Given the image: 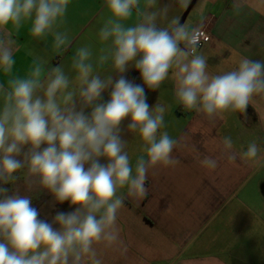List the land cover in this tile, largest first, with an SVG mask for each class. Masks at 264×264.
Instances as JSON below:
<instances>
[{"label":"clouds","instance_id":"clouds-1","mask_svg":"<svg viewBox=\"0 0 264 264\" xmlns=\"http://www.w3.org/2000/svg\"><path fill=\"white\" fill-rule=\"evenodd\" d=\"M69 3L0 0V71L8 77L6 85L0 83V182H14L19 172L28 190L46 189L56 202L76 206L72 212H57L49 223L38 218L31 197L8 195V189L0 187V264H103L100 246L121 243L117 219L124 196L118 191L126 188L129 197L144 196L150 169L179 163L172 156L178 141L160 131L170 106L147 103L144 87L122 75L130 64L151 90L159 89L171 72L176 102L209 121L246 112L255 97L264 96V60L241 57L235 69L209 73L206 57L197 51L204 25L192 27L174 17L167 27H159L157 20L167 18L169 6L157 7L158 0H144L143 7L141 0H105L109 15L98 32L103 46L95 62L91 46L76 50L70 65L74 79L62 65L46 70L49 61L40 56H34L24 77L13 75L14 51L19 49L12 30L30 21L31 36L50 34L58 53L70 44L68 32L57 30ZM179 3L186 7L189 0ZM244 7L245 0H232L235 14ZM248 7L264 14V0H252ZM134 16L136 22L129 25ZM109 63L121 74L115 82L111 75L101 79L96 71ZM109 87L110 100L100 103ZM88 107L90 114L85 113ZM126 117L131 118L127 130L143 142L134 168L128 142L121 136ZM211 143L219 157L201 156L194 149L205 169L215 170L225 157L232 164L240 159L264 167V148L256 139L238 152L231 136ZM25 145L30 146L27 151ZM21 155L23 159H17Z\"/></svg>","mask_w":264,"mask_h":264},{"label":"crops","instance_id":"crops-1","mask_svg":"<svg viewBox=\"0 0 264 264\" xmlns=\"http://www.w3.org/2000/svg\"><path fill=\"white\" fill-rule=\"evenodd\" d=\"M251 2L245 0L244 9L237 15L232 0H189L186 7L179 0H158L157 7L168 5L169 12L167 18H158L157 24L167 27L174 17H179L181 24L189 21L192 27L203 24L211 39L197 51L206 57L209 73L222 74L235 69L241 57L264 60V14L252 11L248 7ZM108 15L105 0H70L64 22L57 29L68 32L70 44L58 53L52 49L50 34L42 39L31 36L30 21L19 31L12 30L19 49L14 51L13 75L24 77L34 56H40L49 61L46 70L62 65L69 79H74L72 57L79 47L88 45L95 62L103 46L98 32ZM135 22L134 16L127 23ZM8 27L11 30V25ZM96 71L101 79L112 72L113 82L121 75L110 63ZM122 75L144 87L151 107L156 103L170 106L160 131H167L178 141L172 156L179 163L150 169L144 196L129 197L126 188L119 194L124 196L117 219L121 243L110 248L100 246L103 264H264V167L255 168L240 159L232 164L225 157L215 170H208L195 159V150L201 156L219 157L221 153L211 141L225 136H231L237 152L246 150L253 139L264 148V96L255 97L256 103L246 112L209 121L176 102L171 72L156 90L144 85L134 64ZM7 79L0 71V83L6 85ZM111 91L109 87L102 92L99 102H108ZM130 120L126 117L122 121L121 134L135 135L123 130V124ZM16 182L24 183L25 179ZM52 213L50 209L42 214Z\"/></svg>","mask_w":264,"mask_h":264},{"label":"rangeland","instance_id":"rangeland-1","mask_svg":"<svg viewBox=\"0 0 264 264\" xmlns=\"http://www.w3.org/2000/svg\"><path fill=\"white\" fill-rule=\"evenodd\" d=\"M187 22L189 21H186L185 24H187ZM108 75L112 76V72L108 73L107 76ZM80 106H81L80 101L79 99H77V109L78 110ZM91 110H92L91 107L85 108V113L90 114ZM166 116H168V111H166L165 113V117H164L165 122L168 120V117L166 119ZM128 124L126 123L123 124L122 126L123 130L127 129ZM121 136L123 140L128 142L126 146V151H128L129 153L130 164L134 168L136 159L138 158L139 155L142 154L140 149L142 147L143 142L140 140V138L137 135L130 136V135L122 133ZM46 146H47L46 144L41 145V148H44ZM28 147L30 146L25 145L23 151H27ZM19 159H23V155H21ZM101 163H107V161L104 158H101ZM16 175H17V179L14 182H9L7 184L0 182V187L7 188L8 190L10 189L11 190L10 195L18 192L19 195L21 196L31 197L32 206L36 208L39 212V217H38L39 219L46 220L47 222L51 223L53 222V219L55 215L57 214V212L68 213V212H72L75 210L76 206H71L70 201H65L62 204L56 202L53 195L46 189H41V188L36 187V188H33L32 190H28V187L25 182L24 183L16 182L17 180L23 179L22 173L18 172ZM123 191L124 189H121L118 191L117 194L119 195ZM50 209H53V213L50 216L48 214L46 215L42 214L43 212H46V211L48 212ZM53 227L57 228L56 224H53Z\"/></svg>","mask_w":264,"mask_h":264},{"label":"built area","instance_id":"built-area-1","mask_svg":"<svg viewBox=\"0 0 264 264\" xmlns=\"http://www.w3.org/2000/svg\"><path fill=\"white\" fill-rule=\"evenodd\" d=\"M204 32H205V37L201 39L200 41V46H203L205 43L209 42L210 39H211V34L209 31L205 30L204 29ZM199 46V47H200Z\"/></svg>","mask_w":264,"mask_h":264}]
</instances>
